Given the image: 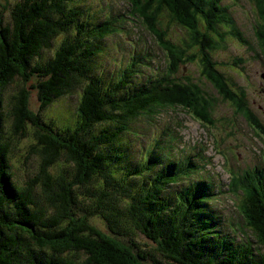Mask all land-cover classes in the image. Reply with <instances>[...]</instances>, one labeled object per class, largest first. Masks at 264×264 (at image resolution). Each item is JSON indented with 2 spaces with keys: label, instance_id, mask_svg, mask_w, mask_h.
Segmentation results:
<instances>
[{
  "label": "trees",
  "instance_id": "1",
  "mask_svg": "<svg viewBox=\"0 0 264 264\" xmlns=\"http://www.w3.org/2000/svg\"><path fill=\"white\" fill-rule=\"evenodd\" d=\"M128 1L130 13L139 16L167 60L165 72L138 87L132 79L140 61L108 85L96 75L100 41L119 33L117 20H93L75 0L0 3L10 14L6 20L0 12V264H264V170L254 166L239 174L222 155L229 191L240 199L236 210L243 223L237 226L244 236L238 241L223 232L224 219L211 204L213 187L208 177H196L199 167L188 150L182 160L173 155L180 145L167 151L159 140L143 148L135 165L124 141L142 115L182 110L209 131L220 123L222 138L214 148L223 149L232 121L215 117L219 99L202 84L178 78L188 63H198L201 77L231 105L238 129L242 118L264 136V122L250 107L253 100L234 88L212 57L229 36L259 54L256 43L253 48L224 0ZM250 2L264 59V0ZM165 14L189 40L178 44L169 37L162 27ZM57 38L53 56L44 59L43 51ZM247 59L223 65L246 69ZM16 80L23 86L6 107L4 92ZM79 88L76 118L58 113L69 114L74 127L47 120L58 115L47 110ZM31 91L37 93L38 111L30 105ZM24 139L38 162L35 174L26 167L22 182L15 177L11 152ZM95 219L102 226L93 224Z\"/></svg>",
  "mask_w": 264,
  "mask_h": 264
},
{
  "label": "rangeland",
  "instance_id": "2",
  "mask_svg": "<svg viewBox=\"0 0 264 264\" xmlns=\"http://www.w3.org/2000/svg\"><path fill=\"white\" fill-rule=\"evenodd\" d=\"M15 3L19 0H9ZM7 0H0V3L6 4ZM75 2L86 12L93 20L107 21L110 18L118 21L119 26L117 34L108 36L100 41V52L95 59V71L98 77H101L105 85L114 81L119 73L133 62L140 61L139 73L137 77L132 79V85L141 86L151 75L159 76V73L166 71L167 60L164 52L158 47L155 37L145 29L142 20L139 16L134 17L130 13L131 5L128 0H75ZM228 7L229 12L234 18L238 28L246 38H249L257 45V52L242 45L240 41L229 36L226 43L219 45L212 53L214 61L221 64L219 69L226 74V77L233 84L234 88L243 89L248 94L253 103L250 107L264 122V59L260 54V49L254 33L255 19L253 16V4L250 0H224L223 3ZM3 11L0 5V12ZM4 19L10 20L8 10L3 12ZM162 27L168 31L169 37L178 44L189 40V34L185 29L172 24L169 17L165 14L162 16ZM61 38L54 41V47L43 51V58L48 59L53 56L55 49L58 47ZM197 52V49H193ZM135 59L132 60V56ZM247 57L246 69L242 66H227L224 63H232L238 58ZM179 79H191L202 84V86L210 93L219 99L216 109L220 110L215 117L220 115L226 117V121H232V125L225 133L226 139L223 143V149L215 152L214 146L217 141L221 140L222 126L219 123L217 129L209 131L204 128L200 122L193 118L190 114L182 110H170L167 112H156L152 116L142 115L137 121L132 123L130 134L125 135L124 141L128 143L130 163L137 165L139 158L144 155L143 148H151L155 142H163L166 145V150L171 151L169 147L180 145V150L174 151L173 155L184 160L183 150H188L192 155V162L199 167V174L196 177H207L213 187L215 199L212 201V206L217 213L224 219L223 232L233 234L238 241L244 236V233L238 230V225H242L243 221L236 210L237 203L240 200L237 195L229 191L230 178L226 173L224 165L226 161L223 159V153L228 158V165L235 168L234 170L242 174L248 168L259 166L264 170V136L258 135L247 121L240 118L237 120L239 129L233 124L232 118L233 108L230 104L222 101L215 90L209 86L200 75L198 63H188L181 67ZM153 79H150V82ZM32 83V82H31ZM23 86L20 80L14 81L4 92V102L6 107L12 105L13 96L18 93ZM27 88L29 84L26 85ZM253 87L257 89L258 92ZM30 105L34 111H38L39 101L36 91H31ZM82 89L79 88L71 95H67L62 99H58L46 112V114H58L68 112L73 118L77 116V109L80 102ZM68 116L58 114L51 119L59 128H72L76 121H73ZM232 118V119H231ZM12 119L7 115V129ZM5 133H7L5 129ZM234 135V136H232ZM9 136V135H7ZM238 140V141H237ZM29 139H24L21 142L15 143L12 148V162L15 166L14 172L16 179L22 182L28 178L26 167L29 171L35 174L37 165V156L31 149ZM27 154L31 157L27 163ZM198 154L197 157H193ZM178 188H174L176 192ZM93 224L102 226L99 220H93ZM231 225H234L232 227ZM246 230V229H245ZM236 231V233L234 232ZM143 245L149 244V240L144 235L136 237Z\"/></svg>",
  "mask_w": 264,
  "mask_h": 264
},
{
  "label": "clouds",
  "instance_id": "3",
  "mask_svg": "<svg viewBox=\"0 0 264 264\" xmlns=\"http://www.w3.org/2000/svg\"><path fill=\"white\" fill-rule=\"evenodd\" d=\"M201 124V123H200ZM203 126V125H202ZM204 127V126H203ZM204 128H207V127H204ZM208 129V128H207ZM209 130V129H208ZM177 145V144H176Z\"/></svg>",
  "mask_w": 264,
  "mask_h": 264
},
{
  "label": "bare ground",
  "instance_id": "4",
  "mask_svg": "<svg viewBox=\"0 0 264 264\" xmlns=\"http://www.w3.org/2000/svg\"><path fill=\"white\" fill-rule=\"evenodd\" d=\"M248 120V119H247Z\"/></svg>",
  "mask_w": 264,
  "mask_h": 264
}]
</instances>
